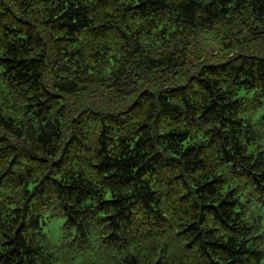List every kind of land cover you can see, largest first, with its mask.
<instances>
[{
    "label": "trees",
    "instance_id": "1",
    "mask_svg": "<svg viewBox=\"0 0 264 264\" xmlns=\"http://www.w3.org/2000/svg\"><path fill=\"white\" fill-rule=\"evenodd\" d=\"M217 30L264 0H0V264H264V57Z\"/></svg>",
    "mask_w": 264,
    "mask_h": 264
},
{
    "label": "rangeland",
    "instance_id": "2",
    "mask_svg": "<svg viewBox=\"0 0 264 264\" xmlns=\"http://www.w3.org/2000/svg\"><path fill=\"white\" fill-rule=\"evenodd\" d=\"M223 37V33H220L219 30L217 32L209 34L205 37V40H202V44L204 45L205 50H207L208 55H211L213 53L220 55L221 53L223 55H227L228 52L233 51L238 52L242 51L245 53H250L258 56L264 57V39H261L257 42H243V45L236 44L232 47L224 48L221 44V38ZM244 46V47H242ZM218 59V63L222 60ZM208 63H211L210 61ZM263 112V111H262ZM56 229L52 228V230H49V234L52 239L56 238Z\"/></svg>",
    "mask_w": 264,
    "mask_h": 264
}]
</instances>
